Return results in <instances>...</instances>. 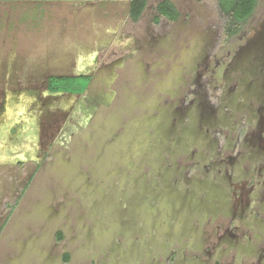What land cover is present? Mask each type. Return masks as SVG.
Here are the masks:
<instances>
[{
    "label": "rangeland",
    "instance_id": "1",
    "mask_svg": "<svg viewBox=\"0 0 264 264\" xmlns=\"http://www.w3.org/2000/svg\"><path fill=\"white\" fill-rule=\"evenodd\" d=\"M42 1L0 0V89L74 73L89 53L118 59L93 73L82 96L39 108L18 90L7 95L0 264L164 263L218 223L227 227L229 205L240 199L249 216L241 232L264 234V0L229 38L218 0H170L179 18L159 30L151 19L162 0H146L137 21L128 0ZM151 39L153 50L135 53ZM87 80L60 87L71 93ZM45 114L60 117L58 145L47 147L46 162L15 169Z\"/></svg>",
    "mask_w": 264,
    "mask_h": 264
},
{
    "label": "flooded vegetation",
    "instance_id": "2",
    "mask_svg": "<svg viewBox=\"0 0 264 264\" xmlns=\"http://www.w3.org/2000/svg\"><path fill=\"white\" fill-rule=\"evenodd\" d=\"M37 3V0H30ZM40 1V0H39ZM43 0L41 3H45ZM91 0H65V1H58L59 2H67L73 4H85L90 2ZM131 0H128V6ZM164 1V0H162ZM160 1V2H162ZM170 3L171 1L168 0ZM158 2V3H160ZM157 3V4H158ZM174 6V5H173ZM175 7V6H174ZM176 9V8H175ZM177 11V10H176ZM178 12V11H177ZM158 17V13L155 10V15L152 17V22H154L153 28L161 29L162 24L168 23H175L179 18L178 16L175 20L169 21L165 18L155 19ZM157 40H152L147 45L142 47L141 44L137 43V49L135 53H146L147 51H151L154 49ZM146 44V43H145ZM143 50V51H142ZM79 57V53L75 54V58ZM124 57V60L127 59ZM118 59V58H117ZM116 59V52L112 51L106 57H96V53H89L88 55L75 60V69L72 70L74 73L70 74H50L45 76L43 79L41 77L34 78L35 86L34 88H23V89H14L10 87H6L3 83L2 88L0 89V122L3 120V117L9 112L8 107H6L7 95L10 92H14L17 94V90L19 91V95L25 97L28 101V106L37 105L39 108L43 106V104L48 99H62L64 97H78L82 96L86 93L89 87L92 84L93 73L101 72L106 68L113 67ZM123 60V61H124ZM126 61V60H125ZM264 61V59H262ZM108 62V63H107ZM129 66V65H128ZM127 70V66L124 67ZM131 70H128L126 73H130ZM92 75V76H91ZM15 77V76H14ZM76 78H87L88 83L85 87L81 88L79 84L76 86H71L76 88L74 92H68L66 89L60 87L61 82L63 79H76ZM16 79V78H15ZM14 79V80H15ZM19 79L28 81L25 79V76ZM53 79H56L55 81ZM59 79V80H58ZM17 80V79H16ZM53 80V82H52ZM62 80V81H61ZM9 83V82H7ZM6 83V84H7ZM63 86V85H62ZM197 85L190 86V90H193ZM15 90V91H13ZM188 93L184 96V101L188 102L189 99L192 97V93ZM220 91H217L219 94ZM94 95L87 97L86 99L93 100L96 104L100 102L97 99L92 98ZM100 97V96H99ZM97 96V98H99ZM218 97V95H217ZM217 97H211L210 104L213 106L216 103ZM107 96H104L103 99H106ZM101 99V97L99 98ZM84 101L78 102V105L81 104L80 110L83 109ZM86 104V103H85ZM54 113V112H53ZM55 114V113H54ZM61 116V115H60ZM39 125H38V141H43L42 146H38L39 142L34 141L31 145L30 150H24L23 154L19 156L15 162H12V166L15 169H20L27 163H31L32 165L37 166V164H41L46 162L50 157L47 154V147L51 144V142H56L58 145V140L55 138L56 131H58V126L60 122V117L52 114H45L42 117H39ZM245 129L243 128L240 132V138H244ZM43 139V140H41ZM38 142V144H37ZM41 143V142H40ZM37 145V146H36ZM38 147V148H37ZM47 151V152H46ZM231 159H228L230 161ZM195 166L192 170H195ZM238 198V197H237ZM252 199V198H251ZM243 200L240 199L239 202L232 204L230 203L229 207L230 211L226 215L229 219L227 222V227H224L223 222L218 223L214 226L212 230V235H207L200 240L193 241L190 245L185 246L189 251L185 252L183 249L179 252L176 251H169L167 255H164V263H160L159 260L154 258V264H264V234L261 233L259 235L250 236L248 235L249 231L247 230L245 233H242L241 230L244 231L245 227L243 225V220L245 217L248 216V205L243 204ZM211 224V223H210ZM226 224V223H225ZM210 226V225H209ZM212 228V225H211ZM138 242H134L131 245H135ZM249 247V248H248Z\"/></svg>",
    "mask_w": 264,
    "mask_h": 264
},
{
    "label": "trees",
    "instance_id": "3",
    "mask_svg": "<svg viewBox=\"0 0 264 264\" xmlns=\"http://www.w3.org/2000/svg\"><path fill=\"white\" fill-rule=\"evenodd\" d=\"M258 0H218V12L224 20L223 35L227 38L237 35L243 26L252 16ZM146 0H131L128 6V16L132 21H137L144 8ZM158 17L173 21L177 18L178 12L172 3L164 0L155 6ZM60 237V236H59ZM67 259V256L65 257Z\"/></svg>",
    "mask_w": 264,
    "mask_h": 264
},
{
    "label": "bare ground",
    "instance_id": "4",
    "mask_svg": "<svg viewBox=\"0 0 264 264\" xmlns=\"http://www.w3.org/2000/svg\"><path fill=\"white\" fill-rule=\"evenodd\" d=\"M11 116V115H10Z\"/></svg>",
    "mask_w": 264,
    "mask_h": 264
}]
</instances>
